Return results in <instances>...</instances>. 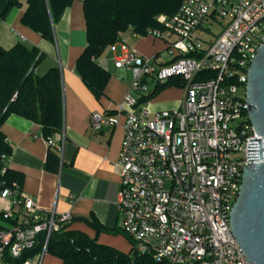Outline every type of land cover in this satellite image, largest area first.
<instances>
[{"label": "built area", "instance_id": "1", "mask_svg": "<svg viewBox=\"0 0 264 264\" xmlns=\"http://www.w3.org/2000/svg\"><path fill=\"white\" fill-rule=\"evenodd\" d=\"M157 22L143 36L163 40L166 59L118 40L112 48L121 46L116 63L132 72L130 88L114 112L94 111L89 121L94 132L124 131L115 199L121 227L137 253L166 264H252L230 221L243 168L260 157L246 89L264 42V0H182ZM172 77L183 79L180 106L152 111L150 100L140 102ZM48 143L61 152L62 144ZM1 161L9 167V156ZM0 199L10 202L0 209V264L33 249L44 232L42 251L17 263L42 264L51 233L71 223L72 213L40 210L17 183L0 182Z\"/></svg>", "mask_w": 264, "mask_h": 264}, {"label": "crops", "instance_id": "2", "mask_svg": "<svg viewBox=\"0 0 264 264\" xmlns=\"http://www.w3.org/2000/svg\"><path fill=\"white\" fill-rule=\"evenodd\" d=\"M83 0H74L54 25V41H48L21 22L25 8L15 7L0 23V46L10 48L23 42L39 48L45 57L37 66L38 74L59 67L63 88L62 167L59 172L45 168L49 143L42 137L41 124L11 114L1 125L7 143L11 146L9 167L22 174V191L35 198L40 210L70 211L74 218L71 228L88 234L101 244L123 253L133 250V242L124 232L122 217L115 207L121 182L118 158L124 131L121 125L94 132L90 128L92 112L112 113L125 97L131 84L132 72L120 68L116 59L121 46H110L98 61L111 74L100 98L93 95L74 70L79 55L87 42ZM129 30L122 34L137 54L166 59L165 42L152 36L135 38ZM183 90L168 87L150 100L152 111L173 109L181 104ZM58 140V137H55ZM72 196L75 200L71 202ZM9 201L0 199V209L8 208ZM96 217L104 227L98 233L82 219ZM3 264H10L4 262ZM42 264H65L50 253L43 255Z\"/></svg>", "mask_w": 264, "mask_h": 264}, {"label": "trees", "instance_id": "3", "mask_svg": "<svg viewBox=\"0 0 264 264\" xmlns=\"http://www.w3.org/2000/svg\"><path fill=\"white\" fill-rule=\"evenodd\" d=\"M74 0H0V23L15 7H24L21 22L48 41H54V25L61 19L65 9ZM182 0H83L86 19L87 44L75 66L94 96L100 98L110 80L111 74L99 64L98 58L131 30L145 35L149 27L158 26L160 14L172 16L178 11ZM45 53L35 46L18 42L10 48L0 46V182L11 186H22V174L10 167L3 170L1 156H11V146L5 139L1 125L11 114L25 117L41 124V134L47 141L58 137L63 141V88L59 67H52L44 74H38L37 66ZM182 77H172L160 85L148 98L153 99L168 87H181ZM57 146L49 144L45 168L59 172L62 167L61 153ZM74 220V218H73ZM71 221V223L73 222ZM98 233L109 230L96 217L82 219ZM64 225L50 235L47 253L61 258L65 264H166L149 254H139L133 248L130 253L99 243L85 232L70 229ZM125 232V231H124ZM126 233V232H125ZM127 234V233H126ZM128 235V234H127ZM45 233H40L35 247L24 252L11 263H21L40 253ZM130 239V237H129ZM131 240V239H130Z\"/></svg>", "mask_w": 264, "mask_h": 264}, {"label": "water", "instance_id": "4", "mask_svg": "<svg viewBox=\"0 0 264 264\" xmlns=\"http://www.w3.org/2000/svg\"><path fill=\"white\" fill-rule=\"evenodd\" d=\"M248 117L260 139V157L243 169L240 193L231 212L233 235L252 264H264V42L250 61Z\"/></svg>", "mask_w": 264, "mask_h": 264}, {"label": "rangeland", "instance_id": "5", "mask_svg": "<svg viewBox=\"0 0 264 264\" xmlns=\"http://www.w3.org/2000/svg\"><path fill=\"white\" fill-rule=\"evenodd\" d=\"M180 89H181V88H180ZM182 90H183V89H182ZM183 91H184V90H183ZM183 91H182V92H183ZM183 93H184V92H183Z\"/></svg>", "mask_w": 264, "mask_h": 264}]
</instances>
